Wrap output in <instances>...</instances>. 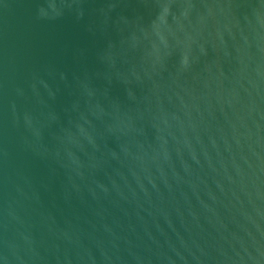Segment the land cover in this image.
I'll return each mask as SVG.
<instances>
[{"label": "water", "instance_id": "1", "mask_svg": "<svg viewBox=\"0 0 264 264\" xmlns=\"http://www.w3.org/2000/svg\"><path fill=\"white\" fill-rule=\"evenodd\" d=\"M0 264H264V0H0Z\"/></svg>", "mask_w": 264, "mask_h": 264}]
</instances>
